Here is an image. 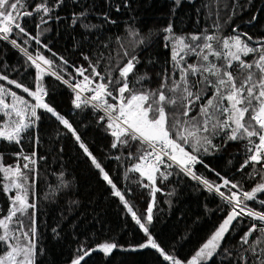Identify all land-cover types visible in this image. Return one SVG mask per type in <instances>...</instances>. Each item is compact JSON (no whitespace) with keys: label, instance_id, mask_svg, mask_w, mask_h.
<instances>
[{"label":"trees","instance_id":"obj_1","mask_svg":"<svg viewBox=\"0 0 264 264\" xmlns=\"http://www.w3.org/2000/svg\"><path fill=\"white\" fill-rule=\"evenodd\" d=\"M42 3L51 11L36 12V6ZM21 4L18 22L27 34H17L18 30L13 29L7 41L0 34V77L8 78L0 79V86L33 103L34 97L9 81H16L30 91H35L39 83L46 93L44 102L67 119L80 136L78 142L57 115L38 108L39 120L24 132L19 144L0 140V166H19L29 177L28 200L35 208H30L22 219L23 231L35 228V235L31 237L36 245L35 264H73L85 251L89 254L80 264H172L165 255L188 264L217 230L231 206L217 192L209 191L201 181L174 164L171 168L161 166L167 179L157 174L154 185L139 173L127 172L126 176L127 169L138 162L134 158L138 155L136 146L112 148L115 138L107 126V117L101 120L105 113L91 104L76 108L75 93L63 79L82 80L76 68L83 66L87 69L85 75H90V65H93L107 83L108 72L113 79L119 78V69L135 55L139 63L128 77L130 87L144 91L158 89L162 82L171 85L173 79L179 80V70L173 71L175 62L171 58L175 38L183 37L185 43L203 45V39L193 42L189 38L215 35L217 39L211 41L213 48L224 53L223 39L239 34L250 47H259L264 43V0H21ZM24 12L33 14L23 16ZM80 13L86 15L74 24L73 18ZM169 26L172 32H164ZM245 33L247 36L243 35ZM37 36L39 42L32 39ZM12 40H16L19 47L13 45ZM21 48L27 49L30 55L39 54L52 61L51 66L46 65L51 71L45 70L37 80L38 70ZM124 50L128 51V57L123 56ZM256 58L258 53L242 55L245 62ZM185 60L187 64L197 63L195 55L186 56ZM209 60L218 66L226 63L223 55L219 58L210 55ZM53 71L57 75H52ZM233 74L237 75L239 83L241 77L235 71ZM141 76L146 78L141 81L138 79ZM165 76L170 78L165 80ZM99 79L97 77L96 81ZM189 79L195 81L199 77ZM199 87L197 85L193 91ZM165 94L169 95L167 91ZM212 94L213 89L209 87L203 99L192 107L189 117L199 119L200 105ZM114 95H117L115 91ZM6 99L9 101V97ZM114 102L109 98V103ZM166 111L171 122L183 109L168 106ZM205 135H209L215 145L207 152L203 149L195 152L190 145H184L186 151L202 161L194 166L201 178L214 185L227 179L239 185L231 189L237 192L250 191L264 182V164L250 163L241 168L251 155L246 140H228L224 132ZM80 142L108 173L116 189L103 179V174L80 148ZM130 152L133 158H129ZM24 156L34 159L35 164L24 160ZM25 163L30 165L29 169L23 168ZM4 184L6 178L0 171V219L8 215L14 196V191H3ZM143 184L149 186L143 187ZM153 187L158 189L155 193ZM229 188L230 185L221 187V191L230 195ZM116 190L124 195L128 206L148 228V234L136 223L124 201L114 194ZM261 200L264 193L257 194L256 201L246 203L264 212ZM150 204L153 205L152 220L148 223ZM13 224L19 225L16 218ZM253 224L259 226L260 222L247 216L239 217L213 256L199 264H253L252 254L245 251L248 245L241 243V237ZM3 231L0 228V234ZM148 235L163 252L151 246L140 247L147 243ZM259 235V232L253 233L249 242ZM21 241L25 243L23 237ZM104 243H114L117 247L105 254L98 247ZM5 250L0 244V255Z\"/></svg>","mask_w":264,"mask_h":264},{"label":"snow or ice","instance_id":"obj_2","mask_svg":"<svg viewBox=\"0 0 264 264\" xmlns=\"http://www.w3.org/2000/svg\"><path fill=\"white\" fill-rule=\"evenodd\" d=\"M21 7V0H15V2L0 0V34H2L3 40L7 41L9 39L8 34L12 33L13 29L18 30L17 34H27L25 28L18 22L21 18L18 9ZM35 11L48 13L51 9L46 6V3H42L36 6ZM32 14V12H24L22 15L30 16ZM84 15L86 13H80L79 17H74L73 23L75 24ZM83 26L85 28L90 27L89 25ZM91 27L95 26L92 25ZM163 31L171 33L172 28L169 26ZM243 35L247 36L246 33ZM32 39L39 42V36L32 37ZM165 39H172V37H165ZM175 39L176 45H173L171 58L175 62L173 71L179 70V80L173 79L171 85L162 82L160 88L155 90H135L130 87L128 82L129 75L134 72L135 65L139 63L135 55L129 57L127 63L119 69V78L113 79L111 72H108L107 83L104 82L105 77L97 71V66L90 65V75H85L87 69L81 66L76 68V72L83 77L82 80L77 81L75 84H71L68 80L64 81L65 84H69L76 91L74 100L76 108L91 104L93 108L103 110L105 116H102L101 120L107 117V126L111 129V135L115 138V142L111 147L117 148L120 145L136 146L135 151L138 155L134 158L138 162L127 169L125 175L127 176V172L139 173L141 177H146L152 185L156 182L157 174L167 179V175L161 171V166L171 168L172 164L181 167L184 172L192 175L194 179H200L192 172L191 166L202 163V161L198 159L197 155L186 151L184 145H190L195 152H199L201 149L207 152L209 147H215L209 135H205L209 132L213 136L224 132L227 139L231 141H247V148L251 155L241 165L242 169L250 163L253 165L264 164V43H261L259 47H250L248 42L241 39V35L238 34L223 39L222 46L226 51L221 53L215 51L211 43V41L217 39L215 35L203 37L193 35L189 38L193 42L203 39V45L185 43L183 37ZM251 39V37H248V40ZM140 42L143 43V41ZM11 43L19 47L16 40H12ZM25 43L27 42L25 41ZM177 45L179 46L178 49ZM20 50L35 65L38 70L37 80H39L45 69L41 67L38 61H42L44 65L48 66H51L52 61L39 54H37V58H33L25 48ZM181 53L183 54L181 55ZM250 53H258V58L253 59L251 62H245L242 55L248 56ZM189 55H195L197 63L187 64L185 57ZM210 55L218 58L223 55L226 63L218 66L209 60ZM123 56H129L127 50H124ZM85 59L88 58L85 57ZM234 62H236L235 66ZM234 71L241 77L239 83H237V75L233 74ZM51 74L57 75L54 71ZM190 76H198L199 79L190 81ZM97 77L100 78L98 82L96 81ZM145 78L146 76L138 77L141 81ZM169 78L165 76V80ZM0 79L7 80L8 78L4 76ZM58 79H62V77L58 76ZM9 83L16 84L18 88H23V92L34 97L36 101L35 104H31L22 97L17 96V93H9V90L0 86V111H4V114L9 118L13 116V113L16 117V119H10V122L3 129H0V138L19 144L21 133L25 132L36 120H39L38 108H43L54 115L57 114L53 108L44 102L43 97L46 93L39 83L35 91H30L29 88L17 84L16 81H9ZM197 85L201 87L193 91L194 88H197ZM209 87L213 89V94L207 98L206 103L200 105L199 119L189 117L192 107L203 99L204 93ZM114 91L117 95H114ZM165 91L169 95H166ZM84 92L91 93L90 97L82 99V93ZM9 94L12 97L11 104L6 103L3 98ZM109 98L115 102L109 103ZM168 106H178L183 109L178 115L171 118V122H169L166 111ZM57 119L73 132L75 139L79 142L80 136L75 133L72 124L62 116L57 115ZM257 140L258 142H256ZM79 146L91 158L95 168L103 174V179L113 189H116L113 180L85 144L80 142ZM116 158L120 159V157ZM129 158H133V153H129ZM24 160H31L33 164L36 162L28 156H24ZM23 168L29 169L30 165L25 163ZM0 171L4 173L5 178L12 177L9 183L4 184L3 191L7 193L11 189H16L8 215L4 219H0V228L4 230L3 234H0V244H3L6 249L4 255L0 256V264H35L36 245L31 238L35 235V228H32L30 232L17 228L15 231L20 232V236H17L15 231H11L9 227L14 217L22 227V217L28 214L30 208H35L34 204L29 203L28 187L25 183H18L16 180V178H21L26 181L27 176L19 166L15 168L0 166ZM217 175L219 176L218 173ZM201 182L208 187L209 191L217 192L231 206V211L212 236L188 261V264H199L200 261L212 257L220 246L225 233L229 231V226L241 216L251 217L260 222L259 226L253 224L249 228L241 237V243L248 245L245 251L252 254L253 264H264V212L254 211L246 203L256 201L257 194L264 193V182L258 183L250 191L241 190L240 192L231 191L233 188H238L239 185L227 179H223L222 185H214L206 179H202ZM229 185L230 195L226 196L220 189L221 187L228 188ZM148 186V184H143V187ZM157 190L153 187V193ZM114 194L121 201H124L136 223L148 234V228L144 223H141L136 213L128 206L124 195L119 190H116ZM259 203L264 204V200L259 201ZM152 207L153 205L150 204L147 209L148 223L152 220ZM256 232H259L260 235L250 243L249 238ZM21 237L25 238L27 242L22 243ZM147 246L163 252L150 235H148L147 244L140 245V247ZM98 247L105 254H108L117 245L104 243ZM88 254V251L84 252V256ZM84 256L73 260V264H80ZM164 258L171 261L172 264H181L173 256L165 255ZM241 258L246 259L243 256Z\"/></svg>","mask_w":264,"mask_h":264},{"label":"rangeland","instance_id":"obj_3","mask_svg":"<svg viewBox=\"0 0 264 264\" xmlns=\"http://www.w3.org/2000/svg\"><path fill=\"white\" fill-rule=\"evenodd\" d=\"M38 63H40L41 64V67L42 68H44L45 70H49V71H51L46 65H44L42 62H38ZM10 93V92H9ZM17 96H19V97H21L20 95H18L17 94ZM6 97H9V101L6 99ZM4 98V100H5V102L6 103H8V104H11L12 103V97H11V95H6V96H4L3 97ZM23 98V97H22ZM23 99H25V98H23ZM26 100V99H25ZM27 101V100H26ZM29 102V101H28ZM29 103H31V102H29ZM36 103V101H34L33 103H31V104H35ZM0 119H1V123H0V129H3L4 128V126L6 125V124H8L9 122H10V119H16V117H15V114L13 113V116L11 117V118H9L8 116H6L5 114H4V111H0ZM33 125V124H32ZM31 125V126H32ZM30 126V127H31ZM23 134H24V132L23 133H21V138H22V136H23ZM2 138H0V140H1ZM16 166H14L13 168H15ZM25 174V173H24ZM26 176H27V180L25 181V180H23V179H21V178H16V180H17V182L18 183H25V185L28 187V190H29V188L31 187V185H30V183H29V177H28V175H27V173L25 174ZM12 179V177H8V178H6V183H9L10 182V180ZM220 184H222V183H220ZM10 191H14V196H15V194H16V189H11ZM13 196V197H14ZM28 197H29V194H28ZM30 203V202H29ZM19 215V214H18ZM5 218V217H4ZM3 218V219H4ZM15 218V217H14ZM14 218H13V221H14ZM13 221L10 223V230L11 231H15L17 228H21V230L23 231V225H22V227H21V225L19 224L17 227H15L14 226V224H13ZM15 234L17 235V236H20V232L19 231H15ZM153 238V237H152ZM24 240H25V243L27 242L26 241V239L24 238ZM22 243L24 242V241H21ZM157 243V242H156ZM147 244V243H146ZM158 244V243H157ZM159 245V244H158ZM159 249H162L160 246H159ZM2 255H4V254H2ZM2 255H0V256H2Z\"/></svg>","mask_w":264,"mask_h":264},{"label":"built area","instance_id":"obj_4","mask_svg":"<svg viewBox=\"0 0 264 264\" xmlns=\"http://www.w3.org/2000/svg\"><path fill=\"white\" fill-rule=\"evenodd\" d=\"M33 56V58H37V56H35V55H32ZM38 62H42V61H38ZM43 63V62H42ZM64 81L66 80V79H63ZM71 84H75L77 81H80V80H76V81H70V80H68ZM68 86H69V84H67ZM70 87V86H69ZM73 91H74V93H75V98H76V91L72 88V87H70ZM90 95H91V93H89V92H84V93H82V99L83 98H85V97H90ZM101 111H103L102 109H100ZM174 165H176V164H174ZM177 166V165H176ZM194 166H195V164L194 165H192L191 167H192V172L195 174V176L196 177H199L200 179H198L199 181H201L203 178H201L195 171H194ZM132 167V166H131ZM180 169H182L181 167H179ZM192 176V175H191ZM220 183H222L223 184V181L222 182H220ZM218 184V185H222V184ZM221 190V189H220ZM237 192V191H236ZM227 196V195H226ZM251 208V207H250ZM254 211H258V212H263V211H260V210H257V209H255V208H252Z\"/></svg>","mask_w":264,"mask_h":264},{"label":"water","instance_id":"obj_5","mask_svg":"<svg viewBox=\"0 0 264 264\" xmlns=\"http://www.w3.org/2000/svg\"><path fill=\"white\" fill-rule=\"evenodd\" d=\"M230 211H231V210H230ZM230 211H229V212H230ZM227 215H228V214H227ZM227 215H226V217H227ZM226 217H225V218H226ZM225 218H224V219H225ZM235 221H236V220H234L233 223L229 226V230H230V228L233 226V224L235 223ZM222 222H223V221H222ZM225 234H226V233H225Z\"/></svg>","mask_w":264,"mask_h":264}]
</instances>
